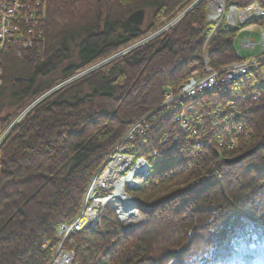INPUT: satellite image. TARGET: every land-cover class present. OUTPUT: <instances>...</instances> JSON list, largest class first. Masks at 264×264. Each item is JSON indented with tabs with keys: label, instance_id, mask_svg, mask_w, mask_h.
<instances>
[{
	"label": "trees",
	"instance_id": "obj_1",
	"mask_svg": "<svg viewBox=\"0 0 264 264\" xmlns=\"http://www.w3.org/2000/svg\"><path fill=\"white\" fill-rule=\"evenodd\" d=\"M188 1L48 0L44 57L2 59L0 114L7 123L58 82L159 30ZM252 3L264 10V0H225L226 7ZM205 9L201 2L166 34L57 91L19 125L0 152V264H46L58 227L78 214L87 185L125 130L160 105L162 88L175 89L204 64L217 70L238 60L241 27H220L208 38ZM138 10L149 13L141 27L127 22ZM249 89L257 99L233 100L230 124L251 130L240 151L253 153L227 165L223 160L239 151L202 142L195 161L158 165L133 193L144 224L123 232L105 212L104 232L75 236L79 264H264V82ZM206 98L172 107L135 145L136 154L160 150L172 115L206 105ZM163 149L171 162L185 143Z\"/></svg>",
	"mask_w": 264,
	"mask_h": 264
},
{
	"label": "rangeland",
	"instance_id": "obj_2",
	"mask_svg": "<svg viewBox=\"0 0 264 264\" xmlns=\"http://www.w3.org/2000/svg\"><path fill=\"white\" fill-rule=\"evenodd\" d=\"M5 1L9 3L8 4L9 7H14V8L18 7L21 10L19 20H15V17L17 14L11 15L12 19L10 20L12 21H10V25H14V26L18 25L20 27V32L19 31L18 32L22 35L21 44L22 45L26 44L27 47L26 49H24L23 47H20L17 49V46L19 44L17 43V44L9 45V44H12V41L10 39L7 40L9 44L5 45V47L2 48V45L0 44V71H1L0 90L2 88L3 79H4V74H3V69H2V59L3 58L11 57L16 60H21L26 55H32L36 59H42L46 51V40H45V35H44V29H45V24H46V19H47L48 0H34L36 4L38 5L40 4L39 11H38L39 17H37L35 21L31 20L32 17L29 15L26 6H24L25 4L24 0H5ZM201 2H204L206 6L205 20L209 25H211V28H212L208 35V38H210L212 34L215 32V30L220 27H223V28L241 27L240 30L238 31V35L234 39L235 55L238 60L234 63L225 65L224 67L217 69V70H213L210 67H208L206 64H204L201 70H194L187 77V79L175 89H172L169 87H163L161 90L162 98H161L160 105L155 110H152L147 115H145L143 118H141L137 122L130 125L125 130V132L120 137V139L114 144V146L112 147L110 152L107 154L105 159L102 161L101 166L98 168L96 173L91 178L89 184L87 185V188L82 197L81 207H80L78 214L81 213V211L83 210L84 199L87 196V193L89 191V188L92 182H94L97 176L102 172V170L107 165L111 166V169L114 172L113 174L116 176L120 175V177H124L128 174L126 169H125L126 171L124 170L125 172H122L119 169V165L121 166L122 162L117 163V158H115L114 156L115 154H117V151L118 152L124 151L125 155H130L133 159L132 164H135L136 160L138 159L146 158V157L140 158V156H138V153L136 154V152L134 151L135 145L139 143L138 139L135 140V138L132 137L134 135V132H136V129L140 126H143V125L145 126L146 124L154 125L159 120V118H161L162 115H165V116H163L161 119L169 116L170 112L172 111V107H175L176 104H179V100L182 97H185L184 95L186 94L184 93V90L188 86L187 84H190L191 82L195 84V86L201 87L200 88L201 90L199 92L197 89L195 90V95L197 96L208 95V98H206L207 101L205 100L206 105L199 106L198 104V106H195L194 108L193 107L188 108L189 112L191 113L190 117L193 118L194 117L193 115H198L197 117L200 119V122L194 123V121H191V122H186L185 124V120L182 119V116H183L182 111L181 113L178 112L175 115H172L171 117L172 120H171L170 125H174L175 127L174 129H171V130L167 128L164 131V133L160 137V140H159L160 142L158 145H161V143H163V146H166L167 143L165 141L169 135H165V134L166 133L168 134L169 132L172 134L174 131H176V128H177L178 129L177 130L178 132L176 133V135L178 134L177 138H180L182 142L185 143V150L182 154H179L177 155V157L173 158L171 162L169 161L170 163L169 162L166 163L167 161L162 159L161 155L158 156L157 154H155L156 156L154 155L148 156L146 160L151 161L149 162L150 165L151 166L154 165L155 167H157L160 164L162 165L167 164L168 166H171L173 165L172 163H174L175 161H178L179 159L183 160L184 158L185 159L187 158L193 162L198 158L201 152V149H202L201 145L203 144L202 142H206L209 145L211 144V146L208 145L206 148H216V149L224 150L226 152H235L236 150L239 151L238 155H235L236 153H233V155L235 156L232 158L242 155L248 151H252L253 149L247 150L241 153V151L246 148V145L251 139V130L249 129L244 130V128H242L241 126L233 125L234 124L233 119L237 115V111H236L237 104L234 105L233 100L244 101L248 97L252 98V100H256L257 96H253L254 94L250 91L249 88H252L256 84H259V82H264V73L262 72L259 73V70L264 67V64L260 63L256 68L249 67L248 72H245L244 74H241V75L239 72V68H241V65L257 60L259 58V55H258L259 52H261L260 53L261 55H264V53H262V48H261V46L264 45V43H262L264 40V21L262 23H254L252 25H246L248 22L252 20L262 19L264 15L247 17L248 19L242 23L240 22L241 21L240 18H243V17L234 15V12L232 11L233 9H236L237 10L236 12L244 11L250 5L252 6L254 4L260 8V11L264 12V10L257 3H252L244 8H237L235 6L226 7L225 0H223L224 12H223L221 19L220 18L217 19L216 17L213 19L211 17L212 11L215 10V6H216L214 3V0H189L188 3L184 5L183 10L181 12L176 11L175 15L170 20L164 21V23L161 25V28L159 30L146 35L141 40H138L137 42L131 44L128 47L122 48L119 51H116L105 58L99 59L98 61L94 62V64H92L90 67L76 72L67 80H62L58 82L50 89L42 92V94L39 97L28 102L26 106L23 107L7 123L5 121L4 113L0 114V152L2 148L4 147V145L7 143L8 139L15 133L19 125L34 110H36L45 101H47L54 93H56L57 91L63 88H66V86L74 82L84 79L89 74L100 71L101 69L109 65L111 62L113 63L117 60L122 59L124 56H127L132 50L137 49L141 46H144L145 44H148L149 42L153 41L157 37H160L166 34L186 14L192 11ZM1 8L2 7H0V10L2 11ZM148 17H149V13L145 10L142 23L138 27L145 25L148 20ZM0 18H2V13H0ZM31 36L34 37L33 38L34 41L32 42H30L31 40H29ZM9 38H13V36H9ZM245 40L246 42L253 43L254 47L253 49H249L248 51L243 52L240 50V47H241V44ZM25 42H29V43H25ZM8 46H14L17 50L10 48V47L9 48L11 50L10 49L7 50ZM261 55H260V58H261ZM206 85H209V89H206L205 91H203L202 89ZM223 88L227 90L225 94H222L223 91H220ZM216 91H218L219 93L217 94ZM209 100H211L210 103H209ZM230 123H233V124H230ZM215 130H217L216 134H215ZM180 133L183 137L180 136ZM220 133L223 138L220 137ZM176 135L174 136L171 135L170 137L167 138V141L168 139L169 140L176 139ZM202 138H204V141L200 140ZM199 140L201 141V144H198ZM136 141L138 142L136 143ZM176 147L178 148V146ZM148 168L149 170L147 171L142 170L144 171L141 173L142 175L141 177H144V181L142 182H145L146 179L153 174L154 168H150L149 166ZM173 179H176V176L173 177ZM138 180L134 178L132 182L134 183L136 181L139 182L140 180L139 181ZM171 182H175V181H171ZM132 185L133 184H131V186ZM113 186L114 184L110 182L109 185L107 184L105 185V188L108 189L107 190L108 192L104 191L101 194L97 192L98 196H102L105 199V202L103 204H98L100 206L99 210H102L103 212L109 211V210H106L105 208L107 205V194L113 193L114 191L112 189ZM125 193L128 195L131 194L129 191H125ZM132 198L134 197L132 196ZM111 212H113L114 215H116V212L112 210ZM101 219H102V215L99 219H96L95 221L96 225H94L95 228H97L98 226H101ZM59 227L55 234L57 241L50 251L49 259L46 264H59L60 260L63 258L62 254L64 256L67 255V256L72 257L73 264H79L75 259L74 251L70 250L69 252L68 251L69 249L65 245V243H62L60 247V251L64 253L56 254L58 246L62 242V239L60 240V238L58 237ZM123 230L126 231L125 228ZM76 235H78V233L72 235L67 240L68 241L72 240V242H74V238ZM49 246L50 245L47 242H44L41 245V248L45 250Z\"/></svg>",
	"mask_w": 264,
	"mask_h": 264
},
{
	"label": "built area",
	"instance_id": "obj_3",
	"mask_svg": "<svg viewBox=\"0 0 264 264\" xmlns=\"http://www.w3.org/2000/svg\"><path fill=\"white\" fill-rule=\"evenodd\" d=\"M24 1H25L24 6H26L29 15L32 17L31 20L35 21V19L37 17H39L38 11H39L40 4L39 5L36 4L34 2V0H24ZM214 3H215L216 6H215V10L212 11V16L211 17L213 19L215 17L217 19H219V18L221 19L222 15H223V12H224L223 0H214ZM8 4L9 3H7L5 0H0V7H2L1 8L2 11L0 10V13H2V18H0V44L2 45V48H3V47H5V45L9 44L7 42V40L10 39L12 41V44H9V45H13V44H17L18 43L19 45L17 46V49L20 48V47H23L24 49H26V47H27L26 44H23V45L21 44L22 35L19 33L20 32V27L18 25L17 26L10 25V21H12V20H10V19H12L11 15L12 14H17L16 17H15V20H19L21 10L18 7H15V8L14 7H9ZM236 11H237L236 9H233L232 12H234V15H237L239 17H243V18H240V20H241L240 22H242V23L245 20L248 19L247 17L257 16V15L258 16H261V15L263 16L264 15V12L260 11V8L258 6H256L255 4L252 5V6L250 5L244 11H240V12H236ZM43 17H44V15H43ZM9 36H13V38H9ZM33 38H34L33 36L30 37V39H29V40H31L30 42L34 41ZM25 43H29V42H25ZM262 43H264V40H263ZM257 45H259V44H257ZM263 46H261L262 53H264V47ZM9 47L13 48V49H16L14 46H8L7 50L10 49ZM253 47H254L253 43L246 42V40H245L241 44L240 50L243 51V52H246L249 49H253ZM260 53L261 52H259V54H258L259 58L257 60H254V61H252L250 63H246V64L241 65V68H239L240 75L244 74L245 72H248V68L249 67L256 68L260 63L264 64V55H261ZM260 55H261V58H260ZM211 84H209V85H211ZM0 85H1V71H0ZM187 85L188 86L184 90V93L186 95H184V96H197V95H195V90L197 89L198 92H199L201 90L200 89L201 87L200 86H195V84H193L192 82L190 84H187ZM209 85H206L202 90L205 91L206 89H209ZM198 144H200V141H198ZM209 146H211V145H209ZM114 156H115V158H117V163L122 162L121 166L119 165L120 171L125 172L127 170L128 174L126 176H124V177H120V175L119 176L115 175L114 178L113 177L112 178L108 177L107 181H106L107 185H109L110 182L115 184V182H113L115 179L123 178L121 181H123L124 179H129L130 182H125V184L129 188H134L136 186L135 183L136 184L137 183L140 184V183H142V181H144V177H141L142 176L141 173L144 172V171L149 170V168L147 166L148 164L145 162V160L143 158L136 160V163L132 164V160H133L132 157L130 155H125L124 151H120V152L117 151V154H115ZM117 163H115V164H117ZM126 163H127V165H126ZM138 163H144L146 167L139 168L140 165H137ZM142 170H144V171H142ZM106 173H111L112 175H114L113 174L114 172L112 171L111 166L107 165L102 170V172L97 176V178L94 180V182H92V184H91V186L89 188V191L87 193V196L84 199L83 210L81 211V213H79L77 215V218L75 219V221L72 222V223L63 224V225H61L59 227V233H58L59 236L58 237L60 238V240L62 239V242H61V244H59L58 249L56 251V254L57 253H59V254L64 253V252L60 251V247H61L62 243H65L66 240L69 237H71L74 234H77V233L79 234V233H82V232L85 231V229H84L85 225H81L80 221H81V219H83V215L86 213V211H91L92 213L95 214L94 221H96V219H99L101 217V215L103 214L102 213L103 211L99 210L100 206L98 204H103L105 202V199L102 196H98L97 192L99 194H101L102 192L108 190V189L105 188L106 184H105V180L103 179V176ZM134 178L136 180L139 179L140 181L138 180L139 182L136 181L134 183V182H132ZM131 184H133V185L131 186ZM114 186L112 188L114 190L112 194H116ZM124 192H125V190H124ZM112 194H107V197H109ZM84 210H85V212H84ZM98 215H99V217H98ZM136 216H137V212L133 208H128L126 213L123 212V218L124 217H136ZM140 221H142V219ZM62 257L63 258L60 260L59 264H73L72 257L67 256V255L64 256L63 254H62Z\"/></svg>",
	"mask_w": 264,
	"mask_h": 264
},
{
	"label": "bare ground",
	"instance_id": "obj_4",
	"mask_svg": "<svg viewBox=\"0 0 264 264\" xmlns=\"http://www.w3.org/2000/svg\"><path fill=\"white\" fill-rule=\"evenodd\" d=\"M143 18H144V16H143ZM197 97L198 96H185V97H182L179 100V103H181V102L185 103L187 101H193ZM182 113H183L182 119L185 120V124H186V122H191V121H194V123L200 122V119L197 117L198 115H193L194 116L193 118L190 117L191 113L189 112V110L187 108H185L182 111ZM163 116H165V115H162L161 118ZM180 116H181V114H180ZM194 123H193V125H194ZM153 126L154 125H150V124L147 125L146 124L145 126L143 125V126L138 127L136 129V132H134V135L132 137L135 138V140L138 139L139 141H143L142 139L144 138V136H146V134L150 131V129ZM145 127H146V129H145ZM174 127H175L174 125H170L169 126V130L174 129ZM177 130L178 129L176 128V131H174L172 134L169 132L168 134L166 133L165 135H169L168 137H170L171 135L174 136L178 132ZM180 136H182L181 133H180ZM176 137H178V134L176 135ZM167 138H166V141H165L167 143L166 145H175V144H178L180 141H182L180 138L173 139L174 141L172 139H170V140L168 139V141H167ZM203 145H204V147H207V145H209V144L204 142ZM160 146H162V148L160 147V150H154L153 152L150 153L149 156H152V155L156 156L155 154H157L158 156L161 155L162 159H164L165 161H167L166 163H168L169 160L167 158L168 156H166V154H165V150L163 149V143H161ZM146 159L147 158H145L144 160L148 164V166L150 168H155L154 165H152V166L150 165L149 162H151V161H147ZM126 165H127V163H126ZM137 165H140L139 168L146 167L144 163H138ZM114 176L115 175H112L111 173H106L103 176V179L105 180V184H106V181H107L108 177L112 178ZM122 179L123 178H118V179H115L113 181V182H115V184H114L115 186L114 187H115V193L116 194H112L109 197H107V205H106L105 208H106V210H109V211L112 210V211L116 212L115 218H116V220L118 221V223L120 225V227H119L120 231L125 232L123 230L124 228H125L126 231H128L130 229L136 228L137 226H140V225L144 224V217L140 214V212L138 210L139 200H137V198L133 195V193L138 191L140 188H142L145 182H142L140 184L137 183L138 185L135 183L136 186L133 189V188H129L125 184V182H130L129 179H124L123 181H121ZM124 190L125 191H129L132 195L131 194H129V195L127 194L128 195L127 196L125 194ZM132 196L134 198H132ZM128 208H133L137 212V216L136 217H124L123 218V212L126 213ZM102 213H105V212H102ZM103 215L104 214H102V218H103ZM76 216L69 223L74 222L75 219L77 218ZM94 219H95V214L92 213L91 211H86V213L83 215V219H81L80 223H81V225H85V228H84L85 232H91V233L96 232V231L104 232V228H101V226H98L97 228H95L94 225H96V224H95ZM141 219H142V221H140ZM65 245L68 247V249H69L68 251L69 252H70V250H73L72 249V246H73L72 240H70V241L66 240Z\"/></svg>",
	"mask_w": 264,
	"mask_h": 264
},
{
	"label": "water",
	"instance_id": "obj_5",
	"mask_svg": "<svg viewBox=\"0 0 264 264\" xmlns=\"http://www.w3.org/2000/svg\"><path fill=\"white\" fill-rule=\"evenodd\" d=\"M143 16H144L143 11H137L127 18V22L133 26H140L142 23V20H143ZM252 152H253V150L248 151V152H246L242 155H239L235 158H232V159H225V160H223V163H225L227 165L235 164V163L239 162L240 160H242L243 158H245L247 155L251 154Z\"/></svg>",
	"mask_w": 264,
	"mask_h": 264
}]
</instances>
